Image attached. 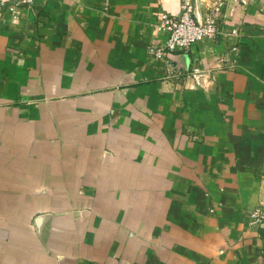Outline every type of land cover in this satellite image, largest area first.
<instances>
[{"label": "crops", "instance_id": "1", "mask_svg": "<svg viewBox=\"0 0 264 264\" xmlns=\"http://www.w3.org/2000/svg\"><path fill=\"white\" fill-rule=\"evenodd\" d=\"M183 1L0 17V264H264V0L151 57Z\"/></svg>", "mask_w": 264, "mask_h": 264}, {"label": "built area", "instance_id": "2", "mask_svg": "<svg viewBox=\"0 0 264 264\" xmlns=\"http://www.w3.org/2000/svg\"><path fill=\"white\" fill-rule=\"evenodd\" d=\"M35 0H0V17L5 13L11 15L12 21H18L21 8ZM244 1V0H242ZM225 2L216 0L210 2L201 16L195 13V5L190 0H184L177 13L162 10L158 14V21L154 23L156 31H164L166 38L163 42L148 46L151 57L163 58L169 51L189 50L194 44L204 39H214L221 33L219 19L222 16ZM231 33L237 34L238 30L232 28ZM233 49H236L233 47ZM201 69L192 67L191 74L197 79L202 75ZM250 223H264V205L253 207L248 213Z\"/></svg>", "mask_w": 264, "mask_h": 264}, {"label": "rangeland", "instance_id": "3", "mask_svg": "<svg viewBox=\"0 0 264 264\" xmlns=\"http://www.w3.org/2000/svg\"><path fill=\"white\" fill-rule=\"evenodd\" d=\"M190 1H191L192 3H194V5H195V3H196L197 0H190ZM199 1L202 3V2H204L205 0H199ZM205 2H207V1H205Z\"/></svg>", "mask_w": 264, "mask_h": 264}]
</instances>
